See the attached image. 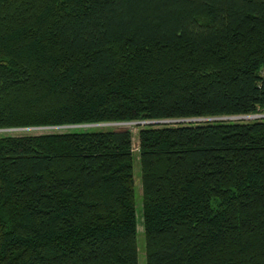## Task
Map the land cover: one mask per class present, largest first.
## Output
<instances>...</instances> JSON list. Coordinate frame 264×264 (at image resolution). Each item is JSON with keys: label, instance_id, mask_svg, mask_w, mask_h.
Here are the masks:
<instances>
[{"label": "trees", "instance_id": "trees-1", "mask_svg": "<svg viewBox=\"0 0 264 264\" xmlns=\"http://www.w3.org/2000/svg\"><path fill=\"white\" fill-rule=\"evenodd\" d=\"M259 113L264 0H0V130L52 128L0 133V264H139L138 215L146 264H264ZM131 122L141 205L130 128H53Z\"/></svg>", "mask_w": 264, "mask_h": 264}, {"label": "rangeland", "instance_id": "rangeland-1", "mask_svg": "<svg viewBox=\"0 0 264 264\" xmlns=\"http://www.w3.org/2000/svg\"><path fill=\"white\" fill-rule=\"evenodd\" d=\"M258 115L256 118L259 117H264V113H259L256 114ZM227 119H232V118H227ZM138 123L136 122H131V123H116V124H112V123H102V124H94V125H90L87 126L85 125H80L77 126L78 128H83V129H106L107 127H121V128H130L132 131V135H133V143H134V171H135V177H136V185H137V198H138V202L141 205V179H140V174H141V166H140V159H139V152L137 149V145H138V133H139V128L137 126ZM143 124V123H141ZM67 128H62V127H53V128H58L55 129V131H65L68 130L69 128H75L72 126H64ZM37 129H29V130H22L24 128H17V131H11L10 133L12 134H41V133H46V132H52V128H48V127H35ZM50 129V130H49ZM138 220H139V224H138V249H139V264H146V259H145V236H144V232H143V224L142 221L143 219L140 217V215H138Z\"/></svg>", "mask_w": 264, "mask_h": 264}, {"label": "built area", "instance_id": "built-area-1", "mask_svg": "<svg viewBox=\"0 0 264 264\" xmlns=\"http://www.w3.org/2000/svg\"><path fill=\"white\" fill-rule=\"evenodd\" d=\"M80 125H85V124H80ZM80 125H74V126H72V127H77V126H80ZM87 126H90V125H92V124H86ZM62 128H67V127H62ZM29 129H37V128H35V127H27V128H24V129H22V130H29ZM17 130V128H14V129H6V130H0V133H8V132H11V131H16Z\"/></svg>", "mask_w": 264, "mask_h": 264}, {"label": "bare ground", "instance_id": "bare-ground-1", "mask_svg": "<svg viewBox=\"0 0 264 264\" xmlns=\"http://www.w3.org/2000/svg\"><path fill=\"white\" fill-rule=\"evenodd\" d=\"M258 115H248V116H245L243 118H246V119H252V118H256Z\"/></svg>", "mask_w": 264, "mask_h": 264}, {"label": "water", "instance_id": "water-1", "mask_svg": "<svg viewBox=\"0 0 264 264\" xmlns=\"http://www.w3.org/2000/svg\"><path fill=\"white\" fill-rule=\"evenodd\" d=\"M138 123H140V122H138ZM92 125H94V124H92Z\"/></svg>", "mask_w": 264, "mask_h": 264}]
</instances>
